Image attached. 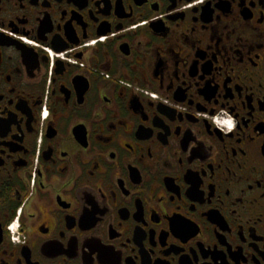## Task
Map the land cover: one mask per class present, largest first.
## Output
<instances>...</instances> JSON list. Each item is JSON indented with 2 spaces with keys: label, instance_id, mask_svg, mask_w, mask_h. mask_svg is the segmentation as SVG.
I'll return each mask as SVG.
<instances>
[{
  "label": "flooded vegetation",
  "instance_id": "af4514ba",
  "mask_svg": "<svg viewBox=\"0 0 264 264\" xmlns=\"http://www.w3.org/2000/svg\"><path fill=\"white\" fill-rule=\"evenodd\" d=\"M0 264H264V0H0Z\"/></svg>",
  "mask_w": 264,
  "mask_h": 264
}]
</instances>
